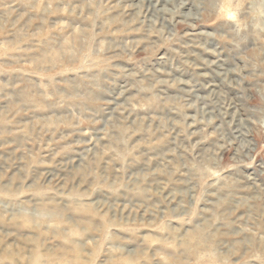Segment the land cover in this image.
<instances>
[{
    "label": "rangeland",
    "instance_id": "obj_1",
    "mask_svg": "<svg viewBox=\"0 0 264 264\" xmlns=\"http://www.w3.org/2000/svg\"><path fill=\"white\" fill-rule=\"evenodd\" d=\"M0 264H264V0H0Z\"/></svg>",
    "mask_w": 264,
    "mask_h": 264
}]
</instances>
